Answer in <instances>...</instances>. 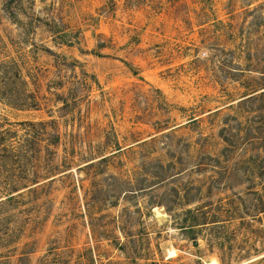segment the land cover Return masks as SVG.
Returning a JSON list of instances; mask_svg holds the SVG:
<instances>
[{"label": "rangeland", "instance_id": "obj_1", "mask_svg": "<svg viewBox=\"0 0 264 264\" xmlns=\"http://www.w3.org/2000/svg\"><path fill=\"white\" fill-rule=\"evenodd\" d=\"M8 63L0 264H264V0H0Z\"/></svg>", "mask_w": 264, "mask_h": 264}, {"label": "trees", "instance_id": "obj_2", "mask_svg": "<svg viewBox=\"0 0 264 264\" xmlns=\"http://www.w3.org/2000/svg\"><path fill=\"white\" fill-rule=\"evenodd\" d=\"M9 65L14 66L13 63L2 64V65H0V69L2 67L3 68L9 67ZM0 76H1L0 77V100L6 102L8 105H10V106L12 105L16 108L34 109L37 107V103H36L33 95H28L27 101H25V103H21V104L16 103L17 101L15 98L20 97V96L17 95L16 93H14L13 90L7 91V88L10 87V83L8 84V81L10 80V78H8L6 76V74L3 75L2 73H0ZM26 126L28 128L39 127L42 129V132L46 136L50 137V134H48L45 130V127L47 126L46 123H38V124L28 123ZM10 134H11L10 131L3 130L0 128V160H2V161L5 158L6 159H8L10 157L16 158V157H20L21 155L27 153V149H24V147L22 145H18V146L14 145L13 146L11 144L12 141H11ZM52 136L54 138V141L52 142V144L56 145L59 141V136L58 135H52ZM24 142H25V144H27L30 142V140L26 139V140H24ZM4 188H7V189H5L6 194L3 197V198H5V200H4V202H1V203H4L5 205H9L15 200L16 196H13L14 194L18 193L21 190H25L28 187H25V185L21 182V180L11 178L10 183L5 184ZM1 203H0V206H1ZM185 215L192 219V223L188 227V230L192 231V233L194 230H197V228H199V226L204 225V224L198 223L199 221L197 219V216H196L195 212L192 211L191 209H187L185 211Z\"/></svg>", "mask_w": 264, "mask_h": 264}]
</instances>
